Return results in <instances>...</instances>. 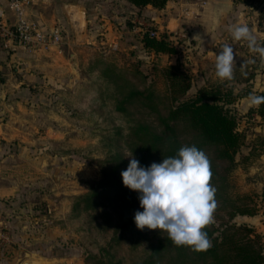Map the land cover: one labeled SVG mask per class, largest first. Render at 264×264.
Masks as SVG:
<instances>
[{
	"label": "rangeland",
	"instance_id": "1",
	"mask_svg": "<svg viewBox=\"0 0 264 264\" xmlns=\"http://www.w3.org/2000/svg\"><path fill=\"white\" fill-rule=\"evenodd\" d=\"M249 1L245 4L250 12L247 16L251 17L248 26L257 35L258 42L264 45V0ZM93 2H104V11L115 7L114 0H90L89 3ZM183 28L188 32L189 40L175 45L182 50L177 65L181 72L192 78L188 97H194L201 88L218 85L233 90L236 96H246L236 101L240 128L246 134V146L239 159L246 156L256 142L263 144L264 150V135L255 136L258 125H263L264 121L259 117H254V121L245 118L251 108L246 98L250 93L258 95L264 91L261 89L264 70L260 69L259 61L248 65L246 72L242 73L240 67L244 60L255 57L245 41H234L228 35L215 48L219 54V46L226 42L232 44L235 78L221 80L215 75V63L201 61L193 44L191 26L183 24ZM130 53L106 56L86 48L80 58L82 73L81 70L78 74L72 71L78 79H57L56 92H41L39 107L34 112L25 111L26 135L9 141L0 138V264H23L26 261L87 264L81 225L79 220L72 218L76 214L75 200L98 186L103 179V162L121 147L125 150L123 140L117 137L116 125H124L128 120L134 123L140 118L153 122V117L140 113L136 105L129 114L117 115L114 99L109 93H101L105 88L109 90V85L115 87L113 80L111 83L103 81V72L109 66L116 67L132 84L140 89H153L162 98V103L168 105L170 89L164 71L172 65L166 60L154 62L143 55L141 59L140 54L131 57ZM124 88L125 92L129 90V87ZM36 115H39L40 125L34 123L33 116L36 120ZM33 129L35 133H32ZM263 156L251 160L247 167L241 162L230 176L232 191L240 195L250 194L258 211L264 208L263 191L243 193L240 169L261 168ZM245 220V217H237L233 222L252 226L264 245V234Z\"/></svg>",
	"mask_w": 264,
	"mask_h": 264
},
{
	"label": "trees",
	"instance_id": "2",
	"mask_svg": "<svg viewBox=\"0 0 264 264\" xmlns=\"http://www.w3.org/2000/svg\"><path fill=\"white\" fill-rule=\"evenodd\" d=\"M123 1L140 11L128 22L133 29L134 18L147 20L143 10L148 6L164 9L173 0ZM139 37L147 53L175 55L179 52L167 34L155 38L144 33ZM164 72L170 89L166 106L156 91L140 89L116 67L109 66L103 72L104 82L114 81V89L109 85V90L105 88L101 92L109 93L114 99V112L123 117L136 105L140 113L152 116L153 122L140 118L134 123L128 120L124 125H116L117 137L123 140L125 150L121 147L105 160L103 179L98 186L75 200L76 214L72 218L81 225L87 264H264L260 235L250 225L233 222L237 217H254L259 212L250 194H236L230 184L231 173L241 162L247 167L251 160L264 154L263 144L256 142L239 159L246 146V134L240 128L236 101L246 96H236L233 90L218 85L201 88L190 98L192 78L181 72L179 65L169 66ZM124 87L129 90L125 92ZM258 96H264V91ZM254 117L264 121V103L251 107L245 115L247 121H254ZM192 145L207 154L211 184L216 188L215 220L203 229L212 247L202 252L176 246L160 229H138L134 215L136 211H143L139 193L124 186L121 176L131 159L127 157L129 153L140 166L147 167L153 162L161 163L164 157L174 156L182 146Z\"/></svg>",
	"mask_w": 264,
	"mask_h": 264
},
{
	"label": "crops",
	"instance_id": "3",
	"mask_svg": "<svg viewBox=\"0 0 264 264\" xmlns=\"http://www.w3.org/2000/svg\"><path fill=\"white\" fill-rule=\"evenodd\" d=\"M114 1L115 7L104 11V2L33 0L30 17L48 28L59 26L63 33V47L61 52H27L22 49L13 51L0 43V138L9 141L26 135L25 111L34 112L39 107L41 92H56L57 79H78L72 72V56H75L74 62L79 64L82 73L80 58L86 48L106 56L110 53L124 55L126 51H131V57L140 54V58L143 55L154 62L166 60L168 65H177L181 59L180 48L175 55L143 51L140 37L128 26L129 20L140 13L139 9L123 0ZM243 1L173 0L164 9L148 6L143 10V16L161 33L173 32L182 28L183 24L191 26L192 40L197 34L202 40H193L201 61L215 63L214 54L219 55L215 46L228 37V26L237 22L248 24L251 20ZM33 117L34 123L36 121L40 125L39 115H36V120ZM32 133H35L34 129ZM255 133V136L264 135V124L258 125ZM260 161L263 164L261 168L240 169L243 193L261 190L264 195V156ZM245 219L264 234V208L256 216Z\"/></svg>",
	"mask_w": 264,
	"mask_h": 264
},
{
	"label": "clouds",
	"instance_id": "4",
	"mask_svg": "<svg viewBox=\"0 0 264 264\" xmlns=\"http://www.w3.org/2000/svg\"><path fill=\"white\" fill-rule=\"evenodd\" d=\"M234 41H245L255 58L244 60L240 67L246 72L248 65L257 64L264 70V45L245 22L228 26ZM193 40H201L199 34ZM224 43L215 57V75L221 80H233L236 69L233 47ZM249 107L264 103V96L250 93L246 98ZM126 170L121 172L124 186L139 193L143 211H136L134 222L138 229H160L176 246H188L193 251H207L212 241L206 231L214 223L217 208L216 188L211 184L212 171L207 154L195 145L182 146L174 156L164 157L161 163L140 166L132 153Z\"/></svg>",
	"mask_w": 264,
	"mask_h": 264
},
{
	"label": "built area",
	"instance_id": "5",
	"mask_svg": "<svg viewBox=\"0 0 264 264\" xmlns=\"http://www.w3.org/2000/svg\"><path fill=\"white\" fill-rule=\"evenodd\" d=\"M32 4L33 0H0V43L13 51L22 49L27 52H61L62 29L59 26L48 28L34 21L29 14ZM195 13L197 16V12ZM133 23L132 31L138 36L149 33L152 37L159 38L167 34L176 45H180L179 41L189 40V34L183 27L170 33H161L153 23L139 16L133 19Z\"/></svg>",
	"mask_w": 264,
	"mask_h": 264
},
{
	"label": "water",
	"instance_id": "6",
	"mask_svg": "<svg viewBox=\"0 0 264 264\" xmlns=\"http://www.w3.org/2000/svg\"><path fill=\"white\" fill-rule=\"evenodd\" d=\"M74 59H75V56L73 55L72 56V63H71L72 65H71V68H72V71L75 74H78V72H79V65H78V63H75L74 62ZM23 264H36V263H34L33 261H26Z\"/></svg>",
	"mask_w": 264,
	"mask_h": 264
}]
</instances>
